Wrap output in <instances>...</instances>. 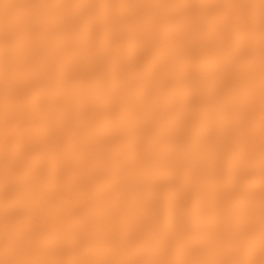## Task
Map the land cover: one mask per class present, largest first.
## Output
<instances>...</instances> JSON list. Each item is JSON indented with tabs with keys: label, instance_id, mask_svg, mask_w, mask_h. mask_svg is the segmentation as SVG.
<instances>
[{
	"label": "bare ground",
	"instance_id": "1",
	"mask_svg": "<svg viewBox=\"0 0 264 264\" xmlns=\"http://www.w3.org/2000/svg\"><path fill=\"white\" fill-rule=\"evenodd\" d=\"M0 264H264V0H0Z\"/></svg>",
	"mask_w": 264,
	"mask_h": 264
}]
</instances>
